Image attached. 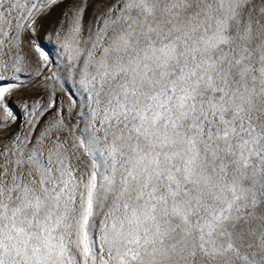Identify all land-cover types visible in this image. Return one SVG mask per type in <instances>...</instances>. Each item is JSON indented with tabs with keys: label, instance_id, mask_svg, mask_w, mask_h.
Instances as JSON below:
<instances>
[{
	"label": "rangeland",
	"instance_id": "374dc122",
	"mask_svg": "<svg viewBox=\"0 0 264 264\" xmlns=\"http://www.w3.org/2000/svg\"><path fill=\"white\" fill-rule=\"evenodd\" d=\"M0 264H264V0H0Z\"/></svg>",
	"mask_w": 264,
	"mask_h": 264
}]
</instances>
